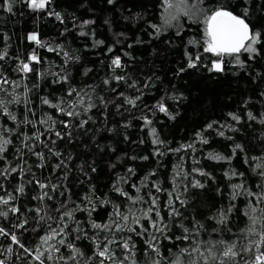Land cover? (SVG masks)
I'll list each match as a JSON object with an SVG mask.
<instances>
[{"label":"trees","instance_id":"obj_1","mask_svg":"<svg viewBox=\"0 0 264 264\" xmlns=\"http://www.w3.org/2000/svg\"><path fill=\"white\" fill-rule=\"evenodd\" d=\"M175 2L176 0H113L112 3L108 0H51L44 9L38 10H32L25 3L19 2L13 6L12 13L0 8V50L8 49V57L0 61V72L10 81L19 82V87L2 85L5 91H0V99L8 100L16 95L21 101L9 104V111L16 115V121L0 113V128L16 129L17 124L27 118L34 121L35 126L21 124L18 131L31 135L35 130L44 132L45 126L38 121L49 116L56 121H71L73 125H79L80 120L89 121L83 129L71 128L70 140L67 136L63 140L55 136V131H68L57 123L54 131L45 132L41 136L48 147L39 144L35 148V151H43L45 154L44 167H37L40 161L25 149L24 158L31 166V172L25 173L23 178L18 173H13L7 179L0 177V184L4 185L0 196L8 193L18 196L11 203L20 206L23 212V216L10 213L7 218L0 217V228L9 233L14 232L24 245V248H20L11 242L10 237L0 236V260L5 264H40V261L33 258L38 247L45 254L42 257L44 264H76L67 259L73 252V249L66 247L69 243L83 254L77 255L79 264H99L101 258L94 255L96 243L103 245L105 236L119 240L129 235H132L136 245L133 249L136 264H151V260L168 264L177 255L187 264L188 255H181L179 250L188 247V241H176L175 236L172 241L160 238V255L157 256L150 250L145 253V242L150 239L147 234L141 237L125 230L123 233H115L113 237L107 230L91 227L93 222L104 225L111 224L113 220L119 221V217L115 215L118 210L129 215V226L136 228L137 232L142 231L141 225L149 232H154L150 227L151 221L143 217L144 211L153 207L152 197L157 198L156 208L164 217L165 223L173 224L172 233L177 236L182 234V230L176 227L177 224L183 223L192 228L191 222L199 221L205 226V230L197 237L201 241H235L239 247L256 238L249 236L246 229L250 226L249 217L253 215L251 207L257 209L255 215L259 217L260 209H264V202L257 204L255 197L245 195L244 192L245 189L257 194L264 192V188L260 187L264 178L253 171L255 164L260 161L254 162L251 159L264 157V125L259 123L264 118L261 115L264 114V95H261L264 93V43L257 45L260 56L255 59L250 60L247 53L240 54V60L245 62L244 68L237 65L232 57L225 56L223 72L209 71L212 61L217 57L203 51L207 40L203 11L198 12L195 18L181 15L166 25V17L170 12L174 14V10H170L168 5ZM187 3L190 7L201 10L230 3L232 10L240 14L239 7H235L237 0H187ZM248 6L249 23L254 30L262 31L261 39L264 41V0H248ZM50 12L60 13L64 22L57 21L54 15H49ZM85 20L94 23L81 28L80 25ZM81 31L87 35H79ZM30 33H38L39 39L48 46L62 45V52H68L72 59L65 65L62 52H49L47 47H40L29 41L27 36ZM95 41H103V44L94 47ZM189 41L197 43L189 44ZM109 48L113 51L108 52ZM33 51L41 57V63L33 65L37 71L27 74L16 71L19 61L26 62ZM186 54H191L193 58L197 55L201 57L196 68H187ZM115 56L121 57L124 67L113 72L110 62ZM181 68L186 70L180 72ZM45 72L66 75L67 82L54 84L52 81L56 77L38 75ZM113 75L124 76L127 83L136 81L137 88H128L124 81L118 83L112 80ZM105 79H110L109 85L102 83ZM145 83H149L150 87L144 88ZM70 88H75L84 96L86 103H95L97 106L86 113L81 106H77L75 111H80L81 115L71 118L41 103L43 97H47L53 104L60 100L75 102V93L71 97L67 95ZM113 88L116 89L115 92L111 91ZM137 89L142 90L143 95L136 107L125 104L124 98L119 96L122 92L126 97L134 99L141 94ZM171 96H178L180 99H168ZM101 97L107 103V108L103 107ZM161 97L165 98L169 115L152 108ZM25 100L31 111H26ZM64 106L68 107V104ZM117 106H120L119 109ZM249 111L257 117L256 120H248ZM229 113L240 116V122L232 120ZM144 115L152 120V124L147 127L139 118ZM213 122H216L213 128L208 129L207 125ZM221 125H231L238 131L220 127ZM152 128L156 129L155 137L151 134ZM219 131H224L225 135L219 136ZM10 138L13 144L9 145L5 160H0V168L6 166V161H11V166L19 163L14 159L16 147L20 146L19 138L15 135H10ZM154 138L162 143L154 145ZM201 139L208 143H202ZM235 144L243 145V152L237 150L233 155L232 148ZM187 145L192 147L188 148ZM49 148L60 152L61 156H50ZM209 153L231 159L211 160L208 158ZM69 156L71 160H68ZM61 160L65 162L67 169L54 168ZM92 168H95L94 172ZM129 168L133 170L131 173ZM193 169H199L208 175L201 176ZM233 171L237 175L231 176ZM226 172L231 179L225 176ZM185 173L188 174L187 178L184 177ZM65 174L67 179H64ZM29 180L33 182L27 183ZM37 180L61 187L56 192H52L50 188L41 190L35 183ZM193 180H199L205 186L192 188ZM118 181V186L128 194L127 197L113 190V185ZM21 183L25 186L24 194L15 192V188ZM232 184L244 186L238 189L241 195L236 196L235 200L231 198ZM133 185L139 187L140 191L137 192ZM153 185L161 191H157ZM185 185L188 186L187 191L184 190ZM42 191H48L52 199L45 198L43 202L34 200L33 197L40 195ZM61 191L65 192L64 196L59 194ZM169 192L173 193V206L182 214V220L179 217L175 221L168 218ZM177 195L186 201L184 205L175 199ZM138 196H142L144 200L133 203L128 198ZM61 204L65 208H60ZM37 207L43 209L39 215L45 217L44 221H39L35 211H27ZM229 207L232 211L227 213L226 227L231 231L209 219L221 209L227 210ZM66 210H74L72 219L65 217L61 221L60 216ZM133 214L141 217L140 225L131 223ZM149 215L152 220L157 219L155 212ZM24 219L28 220L26 230L14 227ZM65 224L68 227L64 232L48 241V244H42V236L50 234L53 229L59 232ZM261 226H264V220L258 221L257 227ZM213 228H220L221 231H213ZM77 236L80 239H76ZM88 237L94 238L95 242ZM61 239L65 241V245L58 243ZM49 245L59 248V252L52 253V260L46 258ZM111 247L118 258H123V253L116 245ZM9 248L11 252L8 251ZM201 250L203 251V246ZM60 256L65 259L60 260ZM192 258L196 259V256ZM243 258L248 259V256ZM236 259L237 264H241V257ZM105 264L112 262L105 260Z\"/></svg>","mask_w":264,"mask_h":264},{"label":"snow or ice","instance_id":"obj_2","mask_svg":"<svg viewBox=\"0 0 264 264\" xmlns=\"http://www.w3.org/2000/svg\"><path fill=\"white\" fill-rule=\"evenodd\" d=\"M25 3L29 8L32 10H38V9H44L48 4H50L51 0H3L2 3H0V8L7 11L8 13L13 12V6L17 3ZM109 3H112L113 0H108ZM170 10H174V14L170 12L169 16L165 19V24H170L171 21L177 20L179 16L184 15L188 17L195 18L198 12L203 11L204 15V23L206 24L205 34L207 36V40L204 42L205 46L203 48V51L205 53H212L214 54L217 59L213 60L211 63V67L208 69L209 71H216V72H223L225 70V56L232 57L237 65H239L241 68H244L245 62L240 60V54L247 53L249 56V59H255L257 56H260V49L257 47V45H261L264 43L262 41V31L260 29H253L252 25L249 23L248 16H249V6H248V0H237V5L235 7H239L240 14H237L232 10V5L230 3L226 4H220L217 7H211L206 10H201L199 8H195L194 6H189L187 3V0H176L175 3H170L168 5ZM49 15H54L55 19L59 21L60 23H63V18L60 13L58 12H50ZM94 23V21L85 20L80 25L81 28ZM155 28L156 26L153 25ZM157 34H159V29H157ZM63 35V33H62ZM81 36L87 35L86 32L81 31L79 33ZM27 39L29 41L34 42L40 47H47V50L49 52H62V45H56V47H51L46 44H44L40 39L38 33H30L27 36ZM189 44H195L196 41H189ZM103 41H95L94 47L102 45ZM131 47V45H129ZM113 49L109 48L108 52H112ZM62 55L64 57V63L65 65L68 64V62L72 59V57L69 55L68 52L63 51ZM124 55H128V53H124ZM187 56V68L192 69L196 68L198 62L200 61L201 57L199 55L193 56L191 54H186ZM8 57V49L4 48L0 50V61L5 60V58ZM76 59H79V57H76ZM41 63V57H39L35 51H33L29 56L27 57L26 62L21 60L18 63L16 71L20 73H32L36 72V68L33 65L40 64ZM110 67L113 72H115L116 69L123 68L124 65L122 64V60L120 56H115L111 62ZM186 69L181 68L179 71L183 72ZM87 74V72L85 73ZM38 75H51L56 77L52 81V83H62L67 82L68 77L66 75H61L60 73H52V72H45V73H38ZM112 80H115L116 82L124 81L127 83L126 78L124 76H116L113 75L111 77ZM104 85H109L110 79H105L102 81ZM12 84L16 87H19V82L17 81H10L2 72H0V91H5V89L2 87V85ZM128 88H137V82L132 81L131 83H127ZM144 88L150 87L149 83H145L143 85ZM141 92L140 95H137L134 99L130 97H126L124 93H119L120 97L124 98V102L127 105H131L132 107L137 106V101H140L143 95L142 90L137 89ZM111 91L115 92L116 89H111ZM76 94L77 99L75 102H66L64 100H60L58 103L53 104L47 97L41 98V103L44 105H48L54 109H56L59 113H62L68 117L71 118H78L81 115L80 111H75L77 106H81L83 112H88L92 108H95L97 105L95 103H86L84 96L80 95L79 92L75 88H70L67 92L68 96H72L73 94ZM261 95H264L262 93ZM91 97L89 96V100ZM164 97H161L159 101H157L152 108L157 110L160 113H163L165 115H169V108L164 102ZM168 99L172 100H179L180 97L178 96H171L168 97ZM101 103L104 108H107V103L103 101V97L100 98ZM19 96L13 95L10 99H0V113L5 114L8 116L9 119L12 121H16L17 117L15 114L11 113L9 111V104L13 103H20ZM26 105V111H31L30 108L27 107V100L24 101ZM247 103V102H245ZM68 104V107H65L64 105ZM120 106H117L119 109ZM145 108H148L147 105L144 106ZM151 111V109H150ZM264 116V114H261ZM229 116L232 118V120L236 121L237 123L240 122V116L235 115L234 113H229ZM143 120L144 125L147 127L152 124V120L149 119L147 115L139 117ZM174 118V117H171ZM247 118L250 121H254L257 119V117L252 113H247ZM89 119H91L89 117ZM51 121V123H49ZM88 120H80L79 125H73L71 121H56L53 120L51 116L47 117V119H39L38 123L45 126L44 132H39L38 130H35L32 132L31 135H28L27 133H20L18 131L21 124L23 125H33L35 126V122L32 120H29L27 118L21 120L18 124L16 129H7V128H0V160H5V153L8 150L9 145L13 144L12 139L10 138V135H15L19 138L20 146L16 147V155L14 156L15 160H18L19 163L16 166H11V161H6V166L3 168H0V177H3L4 179H7L9 176H11L13 173H18L21 178L24 177L25 173L31 172V166L27 164V161L25 160V149L27 150V153L29 155L37 157V159L40 161L39 164H37V167H44L45 166V154L43 151H35V148L39 144H43L45 148L48 147V144L41 140V136L47 133H51L55 129V125L57 123H60L65 129H68V131L61 133L60 131H55V136L58 139L63 140L65 136L69 138V140L72 137L71 128L73 127H79L80 129L84 128V125L87 124ZM214 123H209L207 125L208 129H212L214 126ZM259 123L264 125V118L259 120ZM220 127H228L232 131H238V129L232 128L231 125H221ZM151 134L155 137L156 129H151ZM200 135L199 133L197 134ZM219 136H224V131L218 132ZM264 136V134H262ZM50 139V137H49ZM227 139H231V137H227ZM33 142V143H29ZM52 144H55L54 140L50 141ZM202 143H208L207 140L201 139ZM152 143L154 145L162 143V141H159L158 138H154L152 140ZM15 147V145H13ZM185 147V146H182ZM186 147L191 148L192 145H187ZM237 150L243 152V145L241 144H235V146L232 148L233 155L236 154ZM49 155L60 157L61 153L58 151H53L51 148L48 149ZM176 151H180V149H176ZM159 154V153H157ZM208 158L211 160L221 161L225 159H231L230 157H224L219 154L215 153H209ZM135 159V157H133ZM144 159H147V157H144ZM246 162L248 158L246 157ZM254 162L260 161L255 164V168L253 171L260 176L261 178H264V157H252L251 158ZM68 160H71V157H68ZM61 167H64L67 169V165L63 160L60 161V163L56 164L54 168L59 169ZM258 170V171H257ZM92 171H95V168H92ZM128 171L131 173L133 170L131 168L128 169ZM194 172H198L199 175L205 176L208 175L207 173L199 170V169H193ZM187 173L184 174V177L187 178ZM237 173L234 171L231 173V176H235ZM242 175V174H240ZM225 176H227L229 179H231V176H229V173H225ZM64 179H67V175L65 174ZM33 180H35V176L33 174ZM33 180L27 181V183L31 184ZM175 180V177H174ZM38 188L41 190L44 189H51L52 192L58 191V189L61 187L57 184L49 183H43L40 181H35ZM119 181L117 184L113 185V190L117 193H119L122 196H128L126 192H124L119 186ZM205 185L201 183L199 180H193L191 182L192 188H203ZM134 188H136V191L139 192L140 188L136 185H133ZM153 187H156L157 191H161L159 187L156 185H153ZM244 186L242 184H232V199L235 200L236 196L241 195V193L238 191V189L243 188ZM261 188H264V183L260 185ZM4 188L3 184H0V190ZM67 191V189H65ZM185 191L188 190V186L185 185L184 188ZM15 192L19 194H24L25 192V186L24 183L19 184L15 188ZM61 196L65 195L64 191H61L59 193ZM245 195H251L256 198L257 204L264 202V192H261L259 194L257 193H251L248 192L245 189L244 192ZM169 195V201L167 204V207L169 208L168 211V218L170 220L175 221L176 218L183 219L182 214L179 212L178 209H176L174 205V201L172 200V192L168 193ZM19 197L12 195L11 193H8L6 196H0V217L7 218L9 214H20L23 216V212H21V208L18 205H13L11 202L16 201ZM47 198L48 200L52 199V196L49 195L48 191H42V193L38 196H34V200H39L41 202L44 201V199ZM129 199L133 200V203L143 201L144 198L142 196H138L136 198L128 197ZM177 201L180 202L181 205H184L186 203L185 200H182L179 195L175 197ZM151 204L153 207H149L146 211L143 213V217L150 220V227L154 229V232H149L148 229H144L141 225L142 231L137 232L136 228L129 226V215L123 214L116 211L115 215L119 217V221H122L123 223L113 220L111 224H98V223H92L91 227L93 229H99V230H107L110 233H112L113 237L115 236V233H123L125 230H127L129 233L134 234L136 236L143 237L145 234H147L150 239H148L145 243L147 245V248L145 249V253L150 250L152 253H155L157 256L160 255L159 252V245H160V238L163 240L172 241L173 236H175L176 241H188L189 246L181 248L179 250L181 255L187 254L189 259L187 261V264H237V257H241V264H264V250H261L262 247H264V226L257 227L259 220H264V209H260L261 216H256L255 213L257 209L255 207H251V213L253 215H250V226L246 229V232L249 236L256 237L254 239L249 240V242L246 245L239 246L235 241L226 243L223 240H212V241H201L197 239L201 231L205 230L204 224L199 223V221H193L191 222L193 224L192 228L186 227L183 223H179L176 225V227L180 230H182L181 235H175V233H172V227L173 224L165 223L164 217L161 216L160 211L158 208H156L157 205V198L152 197L151 198ZM60 208H65L64 204L60 205ZM60 208L57 209V211L60 210ZM43 209L41 207H37L35 209H28L27 211H35L39 217V221H44L45 217L39 215L40 212ZM74 210H66L64 211L61 216L60 220L63 221L65 217L68 219H72ZM232 208L229 207L227 210L221 209L218 213H216L214 216L209 217L211 220H215L217 225H223L225 226V230L231 231V229H227L228 224V215L227 213L231 212ZM155 212V216L157 219L152 220L150 213ZM51 219V217H49ZM140 219L141 217L136 216L133 214L131 223L140 225ZM38 221V222H39ZM28 220L24 219L22 222L14 225L15 228H21L25 229V225H27ZM68 225L65 224L63 228H60V231L57 232L55 229L51 231L50 234L46 236L41 237L42 244H48V241L54 239L55 236L59 235L61 232H64L65 228H67ZM79 231V229H77ZM213 231H221L220 228H213ZM171 233V235L169 234ZM0 236H7L10 237L11 242L13 244L19 245L20 248H24V245L20 243V240L16 236L14 232L9 233L4 228H0ZM89 239H93L92 237H88ZM76 239H80L79 236L76 237ZM95 242V240H94ZM59 244L65 245V241L63 239L58 241ZM112 245H116V247L123 253V258H118L115 254V250L111 247ZM203 246V251L201 250ZM66 247L73 249V252L70 256L67 257L68 260L75 261L76 264H79V261L77 260V255H83L80 253V250L78 248H74L72 244H67ZM136 245L133 242L132 235H129L127 238H121L119 240L112 238L109 239L108 236L104 237L103 245L100 243H96V252L94 253L95 256L100 257L99 264H105V260H109L112 262V264H126V262H130V264H136L135 260V253L133 249H135ZM49 251L47 254V259L52 260L54 259L52 253L53 252H59V248H56L53 245H49ZM217 249L219 251L217 252ZM9 252H11V248L8 249ZM25 251H31L29 249H25ZM44 252L39 251V247L37 249V253L34 255V259L37 261H40V264H44V260L42 257L44 256ZM196 256V259H193L192 257ZM244 256H248V259H244ZM60 260H64L65 257L60 256ZM151 259V258H149ZM166 259V258H165ZM0 264H5L3 260H0ZM151 264H160L159 260H151ZM168 264H185V262L180 258V255L175 256L173 260L168 261Z\"/></svg>","mask_w":264,"mask_h":264}]
</instances>
